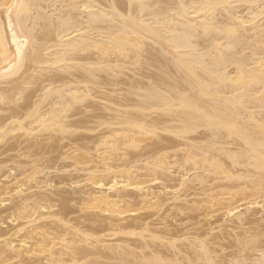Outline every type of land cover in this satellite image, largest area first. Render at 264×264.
<instances>
[{
	"label": "bare ground",
	"instance_id": "1",
	"mask_svg": "<svg viewBox=\"0 0 264 264\" xmlns=\"http://www.w3.org/2000/svg\"><path fill=\"white\" fill-rule=\"evenodd\" d=\"M0 264H264V0H0Z\"/></svg>",
	"mask_w": 264,
	"mask_h": 264
}]
</instances>
